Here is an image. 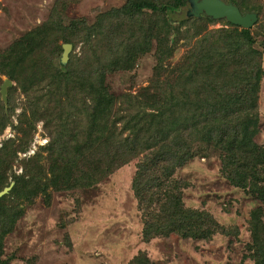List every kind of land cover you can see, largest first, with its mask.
<instances>
[{
  "label": "trees",
  "instance_id": "trees-1",
  "mask_svg": "<svg viewBox=\"0 0 264 264\" xmlns=\"http://www.w3.org/2000/svg\"><path fill=\"white\" fill-rule=\"evenodd\" d=\"M71 1L54 0L44 21L0 52V74L25 97L15 125L32 132L42 121L49 137L21 175L8 181L0 172V191L9 187L0 195V248L22 213L20 198L31 200L49 186L87 187L134 158L131 189L145 240L171 234L196 240L217 232L237 236L236 227H223L208 211L184 205L182 189L189 184L175 178L174 171L192 158L195 144L206 143L217 151L220 171L232 186L264 205V144L255 140L264 24L253 34L251 27L225 18L181 16L171 38L168 11L180 12L186 0H125L90 23L65 14ZM224 1L257 17L263 11L257 0ZM217 21L226 26L207 30ZM256 35L262 36L260 50L254 47ZM179 41L187 47L183 62L166 66ZM63 43L72 44L65 65L58 60ZM153 43L156 64L149 84L135 93H112L106 76L132 70ZM167 67L174 78H161ZM6 115L0 100V131ZM15 151L13 143H6L0 154ZM43 157L46 167L39 163ZM263 213L261 205L249 212L246 247L253 264H264ZM0 264H7L1 253ZM128 264L169 263L138 252Z\"/></svg>",
  "mask_w": 264,
  "mask_h": 264
},
{
  "label": "rangeland",
  "instance_id": "rangeland-1",
  "mask_svg": "<svg viewBox=\"0 0 264 264\" xmlns=\"http://www.w3.org/2000/svg\"><path fill=\"white\" fill-rule=\"evenodd\" d=\"M53 1L0 0V52L25 31L44 21ZM123 1L73 0L65 14L85 18L90 23L97 14L119 7ZM257 1L262 3L263 11L251 27L253 34L258 24H264V0ZM184 11L185 7L180 12L168 11L171 38L177 35L175 27L180 17H184ZM223 26H226L223 21L208 23L207 30ZM255 38L254 47L260 50L262 36ZM79 47L80 44L76 52ZM186 49L179 41L165 65L182 63ZM136 59L132 70L115 71L106 76L108 88L115 95L123 91L135 93L149 84L156 64L154 43L149 52ZM260 61L263 74L257 100L259 131L255 140L264 144V55ZM169 68L167 75L162 74L161 78L175 77L169 73ZM5 78L8 77L0 74V90ZM10 81L6 102L0 94L8 119L0 131V150L6 143H13L16 149L9 156L0 154V172L8 181L14 174L21 175L24 165L49 140L42 121L35 124L32 132L24 130L27 135L15 125L25 97L16 83ZM13 86L16 88L10 92ZM12 103L14 112L10 111ZM23 145L27 146L26 150L21 149ZM42 154L45 156L46 151L42 150ZM136 162L137 158L132 159L87 187L56 190L49 186L31 200L20 198L17 205L22 213L2 239L1 258L7 260V264H128L134 255L144 252L152 260L169 264H253L246 247L250 239L249 212L258 205L264 208V205L244 190L232 186L220 171L216 150L203 142L195 144L192 158L174 171V177L188 181L189 185L182 189L185 206L208 211L223 227H236L237 236L217 232L207 240L176 234L145 240L141 233L140 210L131 189ZM39 163L46 167L47 158H41ZM262 217L264 220V213Z\"/></svg>",
  "mask_w": 264,
  "mask_h": 264
},
{
  "label": "water",
  "instance_id": "water-1",
  "mask_svg": "<svg viewBox=\"0 0 264 264\" xmlns=\"http://www.w3.org/2000/svg\"><path fill=\"white\" fill-rule=\"evenodd\" d=\"M187 5L184 11V17H200L202 14L209 16L213 19L225 18L227 21L233 24L240 25L245 28L252 27L257 21L256 12H246L242 13L237 5L233 2H225L224 0H186ZM63 51L60 55V63L65 65L69 57V52L72 49L71 43L62 44ZM12 82L5 78L3 84L1 85V98L6 102L7 87L10 86ZM9 187H5L0 191V195L5 193Z\"/></svg>",
  "mask_w": 264,
  "mask_h": 264
}]
</instances>
